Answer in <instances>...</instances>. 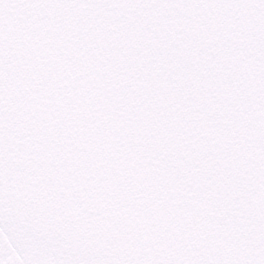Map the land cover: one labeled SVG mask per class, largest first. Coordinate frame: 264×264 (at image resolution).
<instances>
[{
  "label": "snow or ice",
  "instance_id": "obj_1",
  "mask_svg": "<svg viewBox=\"0 0 264 264\" xmlns=\"http://www.w3.org/2000/svg\"><path fill=\"white\" fill-rule=\"evenodd\" d=\"M0 264H264V0H0Z\"/></svg>",
  "mask_w": 264,
  "mask_h": 264
}]
</instances>
